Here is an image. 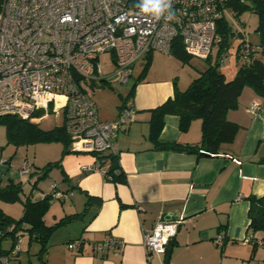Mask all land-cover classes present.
<instances>
[{
    "label": "crops",
    "instance_id": "obj_1",
    "mask_svg": "<svg viewBox=\"0 0 264 264\" xmlns=\"http://www.w3.org/2000/svg\"><path fill=\"white\" fill-rule=\"evenodd\" d=\"M149 56L145 75L139 76L143 67L140 59L145 60L147 54L133 64L131 85L136 83L132 94L127 100L114 101L116 106L110 111L101 110L93 99L94 91L90 92L102 121L115 119L122 104H129L135 111L134 119L119 130L116 138L124 181L107 180L103 172L109 160L99 164L95 153L70 149L61 156V148L56 158H47L51 142L30 143L29 158L23 146L9 142L0 130V186L10 181L20 183L21 200L28 195L39 199L44 194L37 196L33 189L42 176L40 167L61 157L60 165L55 166L60 170L59 182L51 186L68 193L63 198L56 193L52 196L60 204L50 202L43 221L52 226L66 215L81 213L54 228L47 238L46 250L40 254L41 243L31 238L26 224H21L20 231L30 237V254L25 260L18 258L20 241V251L11 258L18 261L13 264H165V254L148 255L143 244L144 231L164 217L181 219L172 239L169 264H241L249 257L254 242L260 240L256 255H264V231L248 229L246 200L248 195H264V110H248L251 103L264 101V96L249 86L243 88L237 107L226 113V119L237 127L235 134L220 145L216 155L155 149L148 136L149 109L172 97L175 87L184 90L204 64H198L197 74H189L186 82L180 73L184 67L172 54L152 51ZM235 60L223 66L228 67L224 72L227 78H232L239 66L240 61ZM89 86L94 89L96 85L91 82ZM129 88L118 94L125 98ZM39 119L43 120L41 116ZM200 139V119H193L187 130L181 131L178 116L165 115L160 140L195 144ZM24 160L29 162L30 171L22 174L19 170ZM87 195L100 198L101 204L98 206L95 200L87 203ZM218 235L223 237L220 246L214 241ZM111 238L121 239L123 245L98 246ZM72 241H78V245L70 246Z\"/></svg>",
    "mask_w": 264,
    "mask_h": 264
},
{
    "label": "built area",
    "instance_id": "obj_2",
    "mask_svg": "<svg viewBox=\"0 0 264 264\" xmlns=\"http://www.w3.org/2000/svg\"><path fill=\"white\" fill-rule=\"evenodd\" d=\"M231 1L171 0L173 18L167 19V12L160 18L142 12L146 0H0V116L30 119L40 109L44 115L62 112L72 151L116 153L118 132L135 111L123 106L115 119L100 120L88 84L101 78L127 83L139 58L152 51L169 53L176 38L187 54L205 59L220 41L217 21ZM105 52L111 53L108 75L99 62ZM248 110H264V101L251 103ZM29 171L24 160L19 172ZM180 222L164 217L145 230L146 253L165 254ZM5 236L0 229V240ZM214 241L221 245L223 237ZM122 245L111 238L98 246ZM19 251L17 236L11 249L0 248V264Z\"/></svg>",
    "mask_w": 264,
    "mask_h": 264
},
{
    "label": "trees",
    "instance_id": "obj_3",
    "mask_svg": "<svg viewBox=\"0 0 264 264\" xmlns=\"http://www.w3.org/2000/svg\"><path fill=\"white\" fill-rule=\"evenodd\" d=\"M251 7L244 1L233 0L228 3V9L238 15L246 8H251L258 17L255 31L258 34V42L255 44L242 42L236 48L235 58L240 61L237 70L232 78H227L226 74L220 69L221 59L229 48V35L232 34L230 26L226 23L224 17L217 21V32L220 41L217 43V51L214 56L212 53L205 59H200L204 63V68L199 70V74L194 77L184 90L175 87L174 95L167 98L160 105L149 109V140L152 147L160 150L186 151L197 153L198 155H216L220 151V145L232 139L236 131V125L226 119V113L238 105V98L245 86L253 88L256 93L264 96V0H251ZM170 54H172L181 63H189L192 56L187 54L179 38H176L171 45ZM150 65L149 53L145 59L140 77L145 75ZM196 67V66H195ZM91 83V82H90ZM96 86H102L108 83V79L101 78L99 83L94 81ZM136 83V82H135ZM133 83L125 98L127 100L132 94ZM124 106L122 104L120 107ZM41 109L34 115L40 113ZM167 114L177 115L179 118V129L187 130L193 119L201 120V139L195 144H183L178 141L160 140V132L164 124V117ZM0 123L5 125L6 135L9 142L15 144L30 143H50L62 142L61 156L70 151V138L65 131L63 122L49 129H43L38 123L30 119H21L13 115L0 116ZM99 164L106 159L109 160V167L103 172L105 178L111 182H121L125 179V174L118 164L116 153H95ZM60 160L48 162L40 167L41 178L46 176L49 169L53 166H59ZM50 192L45 193L39 199H32L28 195L21 200L20 194L22 187L20 183L8 182L5 186H0V199L6 201L19 200L22 205V212L19 219L11 218L3 209L0 208V229L5 234L13 233L21 224L28 226V232L31 238L41 243L39 254L47 248V238L51 231L61 223L70 219H75L81 213H75L64 216L59 222L48 226L43 221V216L55 193H60L59 197L67 195V190H55L53 186ZM97 201L98 206L101 199L87 195L88 201ZM247 217L248 229L251 231H264V195H248ZM86 203V204H87ZM82 212V211H81ZM13 223L14 227L8 230L4 225ZM223 243V242H222ZM258 243L252 245L251 255H253ZM222 245V244H221ZM5 250V249H4ZM7 251V250H6ZM46 264V263H44ZM165 264H169L168 260Z\"/></svg>",
    "mask_w": 264,
    "mask_h": 264
},
{
    "label": "rangeland",
    "instance_id": "obj_4",
    "mask_svg": "<svg viewBox=\"0 0 264 264\" xmlns=\"http://www.w3.org/2000/svg\"><path fill=\"white\" fill-rule=\"evenodd\" d=\"M245 3L247 5H249L250 7L252 5L251 0H245ZM250 7L244 9L238 15H236L235 13H233L229 9L226 10L224 13V19H225L226 23L230 26L232 34L229 35V48L227 51V57L224 59V63L220 64V66H219L223 72H227L228 67L227 68L223 67L224 65H226L227 61H229V63H231V64H234L236 62L235 54H236V48L239 44H241L242 42H244V44H247V43L255 44L258 42V34L255 31V28H256V25L258 22V17H257V14ZM217 47H218V44H215L213 46L212 56H214L216 54ZM110 59H111V53L110 52H105L104 54H101L99 56V62L101 63V66H102V74L103 75H108L111 73L112 65L110 64ZM140 60H142L143 64H144L145 60L144 59H140ZM200 63L202 64L203 61L200 60L199 58H195V57H192L190 59L189 63H181L184 67V68H182V70L180 72L181 73V79H185V77H186V82H189V80H190L189 74H192L193 76H195L197 74L196 73V67ZM138 67H140V65L137 66V68ZM134 74L136 75L137 72H135ZM132 81H133L132 77L127 83H120L115 78H113V79L109 78V83H106V84H103L102 86H99V87H101L100 89H97L96 86L94 87V89L93 88L90 89V86H89L90 83H89L88 84L89 88H87V90H88V92L94 91L93 92V99L96 100V102L99 105H101V110L110 111V109H112L113 106H116L114 104V101H116L117 99L119 102L121 101V96L118 93H120V94L126 93L127 89L130 87ZM96 83H99V81L97 80ZM186 84H188V83H186ZM183 88H185V87H183ZM125 106H129V104H127ZM40 116H41V119H43L42 121L39 119ZM30 121L39 122V126L41 128H44V129L45 128H51L55 125H60L62 123V112L60 113V115L59 114L56 115L52 110H50L49 112H47L44 115L43 111H40V113H38L37 115L31 116ZM0 130L3 132L5 137L8 138L6 135V129H5L4 124L0 123ZM20 145L23 146L22 147L23 153L28 154L29 158H32V154H31V150H30L31 144H20ZM45 145H47V144H45ZM48 145H49L48 146L49 148L47 150L48 151L47 153L49 156H47V158H56L55 155L60 152V150L63 146L62 142H60V141L51 142V144H48ZM37 152L41 153L43 151L38 150ZM22 164H23V162H22ZM38 166L40 167L41 165H38ZM59 171H60L59 168H57L55 166L51 167L48 171V174L37 181V186L35 189H33V192H34L33 194L39 196V194L42 195V194H45L47 192H50V190L53 188V186H51V185L59 182L58 181ZM56 191H58V190L56 189ZM51 202L54 203L56 201L54 199H52ZM56 203L60 204L59 202H56ZM0 206L3 207L4 212L7 213L11 218L19 219V217L21 216L22 205H21V202L19 200L6 201L3 199H0ZM49 207H51L50 204H49L46 212L50 209ZM4 227L8 230H11L14 227V224L9 223V224L4 225ZM20 232H23L24 234L20 235ZM17 236H18V240H19V245H20V241H21V252H20L18 258H20V259L22 258L23 260H25V257L28 254H30L29 248L27 247V245L30 241V237L26 232L20 231L19 227H18L17 231H15L14 233H7L6 236L0 240V248L5 249V250L11 249L14 240L17 239ZM218 245L220 246V244H218ZM256 247L257 248L255 249L253 255H251V253H250L249 257H245L244 260L241 261V264H264V255H262V254H260L258 256L256 255L258 249H260L261 246H259V244H258V246H256ZM31 251H32V249H31ZM14 260H16V259H10L8 261V263L13 264V263L18 261V260L17 261H14Z\"/></svg>",
    "mask_w": 264,
    "mask_h": 264
},
{
    "label": "clouds",
    "instance_id": "obj_5",
    "mask_svg": "<svg viewBox=\"0 0 264 264\" xmlns=\"http://www.w3.org/2000/svg\"><path fill=\"white\" fill-rule=\"evenodd\" d=\"M147 6H142V12L151 14L156 18H160L167 12V19L173 18L171 9V0H146ZM149 6L151 11H149Z\"/></svg>",
    "mask_w": 264,
    "mask_h": 264
},
{
    "label": "water",
    "instance_id": "obj_6",
    "mask_svg": "<svg viewBox=\"0 0 264 264\" xmlns=\"http://www.w3.org/2000/svg\"><path fill=\"white\" fill-rule=\"evenodd\" d=\"M171 245H172V241H170L166 247V251H165V260L167 261L169 258V254H170V249H171Z\"/></svg>",
    "mask_w": 264,
    "mask_h": 264
}]
</instances>
